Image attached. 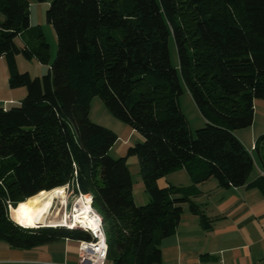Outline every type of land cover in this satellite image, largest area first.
Instances as JSON below:
<instances>
[{
    "label": "trees",
    "instance_id": "trees-1",
    "mask_svg": "<svg viewBox=\"0 0 264 264\" xmlns=\"http://www.w3.org/2000/svg\"><path fill=\"white\" fill-rule=\"evenodd\" d=\"M185 8L189 19L181 16ZM0 14L8 84L26 89L17 103L0 107L5 246L89 239L82 229H27L9 217L8 204L15 211L39 191L72 184L91 194L101 216L105 263L160 264V242L175 231L182 204L200 192L198 184L213 178L222 187L264 191V132L252 149L263 174L252 182L255 161L235 134L252 124L254 99H264V0H50L45 18L56 35L50 63L42 32L30 28L27 0H0ZM171 36L177 65L170 62ZM17 54L49 67L31 76L17 69ZM184 89L204 118L194 134L179 105ZM94 96L141 136L123 156L109 154L115 132L89 117ZM129 156L137 158L145 204L133 199ZM181 167L189 185L157 184ZM190 208L197 211L192 203Z\"/></svg>",
    "mask_w": 264,
    "mask_h": 264
},
{
    "label": "crops",
    "instance_id": "crops-1",
    "mask_svg": "<svg viewBox=\"0 0 264 264\" xmlns=\"http://www.w3.org/2000/svg\"><path fill=\"white\" fill-rule=\"evenodd\" d=\"M19 44H22V40ZM18 55L14 57L16 67L19 71H24L19 68ZM29 61L34 64L35 73H44L42 63L35 58ZM9 75V58L4 55L0 56V107L4 108L17 103L26 94L25 87L11 88L9 86ZM96 123L105 126L101 122L96 121ZM107 128L114 131L109 126ZM131 133L132 131H129L128 136ZM235 134L256 163L258 159L252 149L258 134L251 135L249 139L237 130ZM140 139L141 136L138 134L137 141ZM128 158H132L136 174H139V165L135 156L127 157L126 163L132 178ZM261 172V165L256 163V168L252 169L248 181L256 180L261 176ZM132 182L135 203H146L149 198L144 186L135 189L133 178ZM190 183L191 177L184 167L172 170L157 180V184L161 187L168 184L186 186ZM198 189L200 192L191 198V202L187 201L182 204L180 220L175 231L161 240L160 264H264V191L255 185L222 187L213 178L198 184ZM191 203L194 204L196 212L191 210ZM76 260V246L68 242L63 243V240L30 249H16L0 245V264L22 262L74 264Z\"/></svg>",
    "mask_w": 264,
    "mask_h": 264
},
{
    "label": "rangeland",
    "instance_id": "rangeland-1",
    "mask_svg": "<svg viewBox=\"0 0 264 264\" xmlns=\"http://www.w3.org/2000/svg\"><path fill=\"white\" fill-rule=\"evenodd\" d=\"M27 2H28V9H29L30 28L32 29V31L34 33L36 30L37 31L40 30L42 32L44 40L49 45V61L48 62L50 63L54 59L55 54H56L55 31H54L52 25L49 24L45 18V12L49 6L50 0H43V1L27 0ZM190 12H191L190 9L185 8V9H183L181 16L183 18L189 19L191 16ZM0 17L2 18L1 14H0ZM20 42H21V38L17 37L16 43L19 44ZM32 42H34V43L37 42L35 34L32 35ZM168 48H169L170 62L173 65H177L178 64L177 53H176L175 43H174L172 36L169 37ZM18 58L20 61L19 68H22V70L23 69L28 70L29 74L31 76H34L35 74H43L42 72L35 73V71H33V65L34 64H31L32 62L29 61L28 59L24 58L21 55H18ZM42 65L44 66L45 71H43V72L45 73L47 68H48V63L47 64L43 63ZM179 105H180L183 113L185 114L188 122H189L191 132L194 134L195 129L203 126L204 118H203L202 114L200 113V111L198 110V108L196 107V105L194 104L190 94L188 93V91L186 89H184L182 94L179 96ZM253 107H254V110H253L252 124L247 126V127L237 129V131H239L241 134H243V136L247 139H249L251 137V135H253V134L257 135V134L264 132V99L263 98H255L253 101ZM89 117L94 122H96V121L101 122L105 126L111 127L115 131L116 139H115V142L113 143V145L109 149V154L111 156L118 157L120 155H124L127 151L129 144H134V143L138 142L137 141L138 132L131 130L124 122H122L121 120H119L115 116H113L107 110V108L105 107L103 101L101 100V98L99 96H94L91 98L90 105H89ZM129 131H132V133L128 136ZM126 138H127V141H125ZM246 144H248V143H246ZM130 157H132V156H130ZM132 161H133L132 158H128V162L131 166L130 168H131L132 178L134 179V182H135V189H138L139 187L143 186V181H142L140 175L138 173L137 174L135 173ZM256 163H259V165H261L258 160L256 161ZM256 163L254 164L253 170H255V168H256ZM138 184H140V186ZM61 187H62V192L65 195V197H63L65 204H64V207L61 209V211H63V209H64L67 213H69V212L71 213L73 203L78 198L79 191H77L76 190L77 188L75 186H73L72 184H65ZM85 194H88V193H85ZM143 204H145V203H143ZM14 206H15V204H12V203L8 204L9 217L15 224L20 225L24 228H27V229L69 228L67 226H63V225L58 224V222L57 223H48L46 225H40V226H34V227H27L24 224L20 223L19 215H17L18 213L16 211H14ZM56 206H57L58 212H61L60 211L61 206H59V203H57L56 201H54L51 204L50 210L52 211ZM11 211H13L16 215V216H14L15 220L12 217ZM74 228L75 227H73L72 229H74ZM70 240L71 239H64L63 243L68 242V243L74 244L76 246L77 251H78L77 240H71V241ZM0 245H5V244H4V242L0 241ZM16 264H29V263L22 262V263H16ZM105 264H111V263L108 261Z\"/></svg>",
    "mask_w": 264,
    "mask_h": 264
},
{
    "label": "bare ground",
    "instance_id": "bare-ground-1",
    "mask_svg": "<svg viewBox=\"0 0 264 264\" xmlns=\"http://www.w3.org/2000/svg\"><path fill=\"white\" fill-rule=\"evenodd\" d=\"M65 195L62 192V187H56L51 190H42L38 193L26 198L25 200L17 203L15 211L19 215L20 223L27 227H34L46 225L48 223L67 224L74 221L73 226L77 223L85 227H92L96 223V218L91 213L92 206L90 205L89 194L81 199L79 198L74 206L73 218L68 221L66 211L61 209L64 207ZM56 201L59 203L60 211L58 212L57 206L51 211V204ZM65 218V219H64ZM57 224V225H58Z\"/></svg>",
    "mask_w": 264,
    "mask_h": 264
},
{
    "label": "built area",
    "instance_id": "built-area-1",
    "mask_svg": "<svg viewBox=\"0 0 264 264\" xmlns=\"http://www.w3.org/2000/svg\"><path fill=\"white\" fill-rule=\"evenodd\" d=\"M263 174V172H261ZM89 194V193H88ZM85 193H81L79 191L78 198L74 201L71 213H67L68 221H70L71 218H73V211L74 206L77 202V200L82 197H84ZM89 197L92 201V196L89 194ZM90 201V205L92 206ZM91 213H93V216L96 218V223L92 227H85L81 225V223H77V225L73 226L71 223L62 224L63 226H67L69 228H78L86 231L89 234V239H80L77 240L78 242V251H77V260L74 264H105L106 257H107V242H106V236L104 232V225L101 219V216L99 213L92 207ZM65 219V218H64ZM56 264H69L66 262L62 263H56Z\"/></svg>",
    "mask_w": 264,
    "mask_h": 264
}]
</instances>
